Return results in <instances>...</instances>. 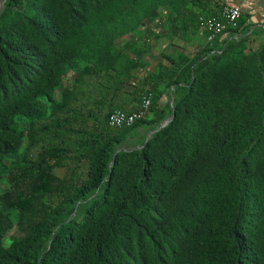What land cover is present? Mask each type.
Segmentation results:
<instances>
[{"label":"trees","instance_id":"trees-1","mask_svg":"<svg viewBox=\"0 0 264 264\" xmlns=\"http://www.w3.org/2000/svg\"><path fill=\"white\" fill-rule=\"evenodd\" d=\"M201 1L5 0L0 163L20 148L17 118L39 120L49 115L47 108L68 104L65 95L58 105L53 100L64 74L113 70L116 40L156 21L162 8ZM160 84L153 83L151 95L160 97ZM220 84L199 78L184 84L169 121L140 149L110 156L113 145L147 119L100 139L90 150L85 180L54 207L25 204L35 216L25 235L6 248L2 234L10 223L0 215V264H264V86L255 72L239 87ZM157 117L163 118L160 109ZM31 139L34 148L42 137ZM172 153L178 154L176 165ZM211 158V173L167 213L165 195L194 174L195 163ZM49 169L44 165L34 190L49 191L47 183L56 181ZM92 193L97 195L80 220L60 223L68 205Z\"/></svg>","mask_w":264,"mask_h":264},{"label":"rangeland","instance_id":"rangeland-1","mask_svg":"<svg viewBox=\"0 0 264 264\" xmlns=\"http://www.w3.org/2000/svg\"><path fill=\"white\" fill-rule=\"evenodd\" d=\"M0 1L1 11L5 0ZM177 12L174 8L167 10L164 15L159 13L156 22H147L144 30L126 34L114 43V47L132 51L139 48L155 51V55L149 58L150 62H154L153 66L152 63L145 65L154 68L153 76L161 83L157 89L161 93L159 96L163 97V104L160 97L152 95L148 124L143 129V136L139 141H132L133 133L130 136L126 134L121 142L113 145L110 156L140 149L159 126H164L169 121L170 108L182 97L184 84L191 82L193 78L212 83L213 86L227 81L226 86L233 89L235 86L239 87L244 76L255 72L264 86V34L243 30L228 33L217 43L208 45L200 34L183 33ZM144 38L149 41L143 42ZM164 50L167 53H160ZM74 72L64 74L57 89L61 100L64 95L67 98L68 104L65 107L57 110L47 108L49 115L39 120L16 119L14 130L22 135L20 148L15 155L5 157L0 163V215L10 223L2 234L4 248L25 235V225H30L35 216L34 211H28L25 204L31 207L35 204L54 207L62 200L63 194L72 192L85 180L89 153L95 144L102 138L114 137L122 129L105 126V115L110 108L105 104H92L89 91L84 93L83 98L79 96L78 91L73 88ZM105 75L106 70H95L82 78V83L96 88ZM164 80L168 82L166 85L162 84ZM152 81L154 82V77L145 82L146 87L151 88ZM158 108L163 113L162 119L157 117ZM31 135L42 137L34 148L29 147ZM49 147L52 153L49 152ZM171 158L176 165L178 154L172 153ZM44 165L50 167L48 173L56 179L47 183L48 192L34 190L35 185L41 183L39 176L44 177L46 174ZM215 165L214 158L195 163L194 174L180 187L165 195L163 209L167 213L172 212L191 193L194 186L211 173ZM96 195L97 193L89 194L68 205V212L60 223L80 220L84 208ZM55 232L56 229L53 230Z\"/></svg>","mask_w":264,"mask_h":264},{"label":"crops","instance_id":"crops-1","mask_svg":"<svg viewBox=\"0 0 264 264\" xmlns=\"http://www.w3.org/2000/svg\"><path fill=\"white\" fill-rule=\"evenodd\" d=\"M221 6H231L239 9L240 17L237 22L238 28L235 33L245 30L247 32L256 31L264 34V0H202L199 5H192L189 3L181 9L174 5H170L168 8H170V10L175 8L178 11L177 19L184 34H200L204 37L203 31L198 28L196 21L197 16H215ZM166 11V8H162L158 13L164 15ZM146 23L147 22L143 23L142 26L146 27L148 25V23ZM139 30L141 29L139 28L138 31ZM227 34L228 33L221 34L217 37H219L220 40ZM164 51L160 53H167V51ZM114 53L118 58L117 65L113 70H109L106 73L103 80H99L96 88L83 85L82 78L84 79L85 77L82 76V70L74 72L73 88L78 91L79 96L82 98L84 97V93L89 91V94L92 95V104H105L110 110H136L139 107L142 95L146 91L153 93L150 88L146 87L147 83L145 84V82H148V79L153 77L154 82H158V79L153 76L154 68H152V66L154 62H150L151 59H149L155 55V51L149 52L143 48L132 51L131 49L115 46ZM145 63H152V66L146 67L147 65H145ZM127 65L129 67L126 69ZM77 80L79 82H77ZM61 82L60 79V83ZM154 82L152 81V83ZM100 91L102 93L105 92L106 96H104V99L99 95ZM56 93L59 98L56 97ZM58 95V90H55L53 93L54 105H58L61 102V98ZM159 99L163 104V97L160 96ZM144 128L145 125L134 128L130 130L127 135L130 136L131 133H133L132 141H139L144 134Z\"/></svg>","mask_w":264,"mask_h":264},{"label":"built area","instance_id":"built-area-1","mask_svg":"<svg viewBox=\"0 0 264 264\" xmlns=\"http://www.w3.org/2000/svg\"><path fill=\"white\" fill-rule=\"evenodd\" d=\"M239 17L240 11L238 8L231 6H221L217 15H199L197 16L196 21L198 28L204 33L205 42L208 45H211L214 39L217 36L223 34L228 28H235ZM144 28L145 27L142 26L140 29L144 30ZM148 41V38L143 39V42L145 43ZM151 96V93L146 91L142 95L139 107L136 110H110L106 115V126L111 129L128 128L138 121L146 120L151 102Z\"/></svg>","mask_w":264,"mask_h":264},{"label":"water","instance_id":"water-1","mask_svg":"<svg viewBox=\"0 0 264 264\" xmlns=\"http://www.w3.org/2000/svg\"><path fill=\"white\" fill-rule=\"evenodd\" d=\"M162 126H163V125L159 126V127L157 128V130L160 129V128H162ZM157 130H156V131H157Z\"/></svg>","mask_w":264,"mask_h":264},{"label":"bare ground","instance_id":"bare-ground-1","mask_svg":"<svg viewBox=\"0 0 264 264\" xmlns=\"http://www.w3.org/2000/svg\"><path fill=\"white\" fill-rule=\"evenodd\" d=\"M1 3H2V2L0 1V7H1Z\"/></svg>","mask_w":264,"mask_h":264}]
</instances>
